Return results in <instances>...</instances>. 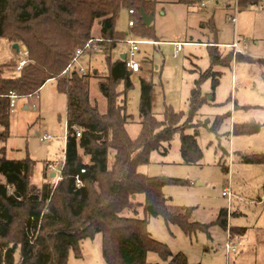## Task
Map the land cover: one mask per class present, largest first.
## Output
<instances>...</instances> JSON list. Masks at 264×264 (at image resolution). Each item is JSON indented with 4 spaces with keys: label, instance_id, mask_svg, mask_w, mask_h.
Here are the masks:
<instances>
[{
    "label": "trees",
    "instance_id": "16d2710c",
    "mask_svg": "<svg viewBox=\"0 0 264 264\" xmlns=\"http://www.w3.org/2000/svg\"><path fill=\"white\" fill-rule=\"evenodd\" d=\"M237 1L241 8H248L259 7L264 0ZM156 6V0H0V39L12 46L22 42L28 50V62L17 73L7 76L0 69V141L5 143L9 138L12 113L7 95L11 92L20 98L34 96L47 82L55 81L58 92L67 97L64 165H59L62 178L56 185L34 184V161L8 159L6 147L0 148V264H67L70 251H79L82 241L94 239L97 234L102 235L106 264H162L148 262L149 253L158 254L163 264H190L184 253L174 254L167 244L152 236L148 217L164 216L167 224L178 225L188 234L208 226L190 221L191 208L168 203L164 187L180 181L151 177L139 168L148 165L151 153L170 142L178 131L183 162L199 164L203 151L197 136L185 133L187 125L181 124L182 114L171 107L166 108L162 121L154 115L153 83L143 77L139 78L140 131L137 137L131 136L128 125L134 117L127 109V93L134 81L122 55L109 62L107 75L101 77L82 76L76 70L63 74L77 51L95 39L96 24L100 38L113 46L126 39L116 29L123 8L134 12L130 15L135 23L130 27L136 36L157 41L151 39L153 26L143 24L141 13L144 9L147 14H154ZM216 44L220 42L208 45L212 48V66L239 57L253 61L251 57L234 55L233 51L222 57ZM211 76L214 73L209 69L201 80ZM93 80L104 109L94 103ZM217 84L218 79L213 78V86ZM204 102L197 86L187 122ZM262 126L234 123L232 133L257 134ZM242 159L250 164H264V152L242 154ZM141 208L144 218L140 217ZM228 219V208L222 209L217 222L225 230ZM230 227L232 234L239 235L235 230L238 227ZM31 233L34 243L30 242Z\"/></svg>",
    "mask_w": 264,
    "mask_h": 264
},
{
    "label": "rangeland",
    "instance_id": "374dc122",
    "mask_svg": "<svg viewBox=\"0 0 264 264\" xmlns=\"http://www.w3.org/2000/svg\"><path fill=\"white\" fill-rule=\"evenodd\" d=\"M156 1L151 39L157 41L140 45L137 52L136 59L142 70L140 74H133L134 87L127 93V109L134 117L128 130L133 138L140 131V76L153 83L154 115L164 120L167 107L181 113V124L187 125L185 133L197 136L203 158L197 165L183 162L178 131L170 142L153 151L150 163L139 170L151 177L180 181L164 187L168 203L191 208L190 221L208 227L188 234L178 225L167 224L164 216H151L148 229L174 254L184 253L190 264H264V164H250L242 159V154L264 152V1L259 7L248 8H241L237 0H199L201 2L193 4L180 0ZM131 19L129 10L123 8L116 29L124 33L126 39H142L130 27ZM99 30L96 24L95 39H101ZM176 40L222 44L239 41L243 49L241 56L251 57L253 61L239 57L212 66L210 44L185 43L177 52L174 43H167ZM95 44L94 50L80 57L77 66L98 77L107 75L109 62L116 61L131 47L126 43L113 46L107 40ZM19 45L25 46L22 42ZM218 51L226 57L233 50L219 46ZM23 59L9 42L0 39V69L4 75L17 73V66L13 64ZM209 69L214 76L201 80ZM213 78L218 79L216 87ZM93 83L94 103L104 109L95 80ZM197 86L205 102L187 122L191 116L192 93ZM121 90L120 85L117 92ZM122 98L119 96V100ZM66 120L67 97L58 92L55 81H49L36 95L17 100L9 138L5 143L0 141V148L6 147L8 159L34 161V184L55 183L51 173L56 172L64 160ZM245 122L261 123L260 133L234 136L233 124ZM45 134L52 138L42 142L40 137ZM48 164H53L54 170L49 171ZM46 168L47 177L44 176ZM227 187L233 193L231 205L223 196ZM141 199L144 200V196ZM227 208L230 226L238 227L237 236L245 240L230 259L226 253V230L217 222L220 211ZM140 217H145L142 208ZM102 242L101 234L82 241L79 251H70L67 264H106ZM148 262L163 264L156 253H149Z\"/></svg>",
    "mask_w": 264,
    "mask_h": 264
},
{
    "label": "built area",
    "instance_id": "2783aa9c",
    "mask_svg": "<svg viewBox=\"0 0 264 264\" xmlns=\"http://www.w3.org/2000/svg\"><path fill=\"white\" fill-rule=\"evenodd\" d=\"M131 14H133V11H130ZM234 20V19H233ZM135 23L134 20H130L129 21V25L133 26ZM104 41V39H91L86 46L83 49H79L75 55V57L73 58L72 62L67 66V68L63 71V74L66 75L74 70L78 71V73H80L82 76H88L90 75V72L88 71V69L84 68V67H78V61L80 59L81 56H83L87 51L90 50H94V46L96 45L95 42H102ZM120 43H126L128 45H130V49L129 51L126 53V64L127 67L133 72V74L137 73H141L142 70V65L140 62L137 61L136 57H137V52L139 50V46L143 45V44H151L153 43L152 41H147V40H141V39H126L125 41H120ZM185 45V43H174V46L177 47V52L181 49V47H183ZM219 46H225L228 48H231L233 50L234 55L236 54H240L243 52V49L239 43V41H235L231 44H220ZM19 54L21 55L22 58H25L23 60H21L18 63L17 69L18 71L20 69H22L28 62L27 56H28V50L25 46H21L20 50H19ZM7 97L10 99V109H11V113H13L16 104H17V100L20 98L17 94L11 92L9 95H7ZM78 137H80V133L77 134ZM51 135L45 134L42 137H40V140L42 142H46L50 140ZM230 157L233 156L232 153L229 154ZM62 165H64V160L62 161ZM48 169L49 171L54 170V165L53 164H49L48 165ZM54 173V182L55 185L61 180V173L62 170L61 168H59L56 172ZM77 184L80 185L81 182L80 180L77 179ZM223 196L227 197L229 199V205H231V199L233 197V193L231 191V189L229 187L225 188L224 192H223ZM230 209V207H228ZM30 236V242L34 243V236L32 235V233L29 235ZM245 240L242 239L239 236H233L231 234V227L230 224L228 222V226L226 229V253H227V258L230 259L232 254H235L238 251V248L242 245V243Z\"/></svg>",
    "mask_w": 264,
    "mask_h": 264
},
{
    "label": "water",
    "instance_id": "95a60500",
    "mask_svg": "<svg viewBox=\"0 0 264 264\" xmlns=\"http://www.w3.org/2000/svg\"><path fill=\"white\" fill-rule=\"evenodd\" d=\"M197 1H199V0H197ZM141 13H142L143 24L145 26H150L152 24V22L154 21V14H147L144 9L141 11ZM13 48L16 49L19 52V50H20L19 43H15L13 45ZM121 59L125 60L126 59V54H123L121 56ZM54 176L55 175L53 174L52 177H54Z\"/></svg>",
    "mask_w": 264,
    "mask_h": 264
},
{
    "label": "crops",
    "instance_id": "0c3cea01",
    "mask_svg": "<svg viewBox=\"0 0 264 264\" xmlns=\"http://www.w3.org/2000/svg\"><path fill=\"white\" fill-rule=\"evenodd\" d=\"M152 42H154V41H152ZM161 42H164V41H161ZM167 43H197V44H200V45H205V44H210V45H212L213 43H208V42H186V41H178V40H176V41H167ZM220 44H222V43H220ZM140 74V73H139ZM138 78H140V76H138ZM25 109H27V107H25ZM54 173L52 172L51 173V177H52V175H53ZM53 178V177H52Z\"/></svg>",
    "mask_w": 264,
    "mask_h": 264
}]
</instances>
